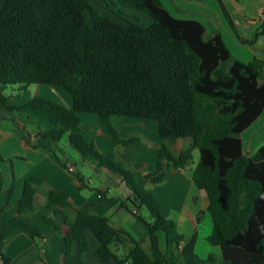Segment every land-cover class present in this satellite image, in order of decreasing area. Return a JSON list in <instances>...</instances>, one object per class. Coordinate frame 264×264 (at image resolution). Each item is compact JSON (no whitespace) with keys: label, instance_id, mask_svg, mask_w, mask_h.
Listing matches in <instances>:
<instances>
[{"label":"trees","instance_id":"obj_1","mask_svg":"<svg viewBox=\"0 0 264 264\" xmlns=\"http://www.w3.org/2000/svg\"><path fill=\"white\" fill-rule=\"evenodd\" d=\"M103 2L108 9L111 4L145 12L151 23L123 24L118 13H101L88 0H0V84H48L70 93V106L41 97L24 106L47 122L44 132L40 126L36 134L55 144L67 138L95 168L121 177L133 194L130 203L122 205L146 224L149 248L92 212L87 203L74 207L63 191L40 192L42 179L35 176L24 180L16 214L0 227V237L10 224L38 237L32 220L39 218L60 236L58 264H82L89 250L86 230L99 242L93 255L102 263L182 264L179 244L184 236L176 222L162 214L150 185L161 182L168 168L190 165L196 148L198 161L188 171L207 197L212 230L206 240L220 250L208 253L202 264H264V143L249 155L240 138L264 109V60L232 58L219 31L206 35L202 23L173 16L160 0ZM217 2L240 38L222 0ZM259 27L258 34L264 33V17ZM69 75L77 83L69 81ZM0 106L32 118L24 107L7 105L2 93ZM79 112L98 116L111 145L126 148L128 163L141 142L137 136L121 138L109 120L112 115L153 120L159 138L188 137L192 143L173 154L161 142L154 169L142 173L140 166L126 167L113 152H100L84 137ZM19 129L35 147L30 133ZM141 206L148 220L138 213ZM160 232L165 249L160 247ZM0 261L9 264L10 257L0 252Z\"/></svg>","mask_w":264,"mask_h":264},{"label":"crops","instance_id":"obj_2","mask_svg":"<svg viewBox=\"0 0 264 264\" xmlns=\"http://www.w3.org/2000/svg\"><path fill=\"white\" fill-rule=\"evenodd\" d=\"M160 2L173 16L191 18L202 23L206 35L219 31L224 44L229 48L227 42L231 41L232 35L227 28L226 18L225 21L223 20V12L218 13L217 0L216 2L214 0H160ZM248 4L250 6L240 8L239 11L249 23H258L254 19L257 17L260 24L264 17V3L249 0ZM232 45L236 46L234 43ZM12 112L0 106V156L2 157L0 160V227L15 216L24 180L35 176L42 179L37 186L40 192L48 189L63 191L68 195V200L74 207L87 203L92 212L106 216L112 226L128 231L147 250L149 238L146 224L122 205V203H130L133 194L125 186L121 177L110 171H101L102 169H97L87 162L86 164L92 168L94 174L97 177L100 174L102 179L99 180V185L94 188L90 196L84 195L83 188H93L91 185L93 180L85 179L76 166L74 158L84 161L82 156L75 151L74 147L70 149L66 138L64 147L68 149L65 150L67 152H63V149L59 150L58 144L49 141L48 137H39L35 129L28 127L30 122L37 125L35 121L33 122V118L27 119L23 113L14 114ZM10 118H14V121ZM130 118L134 117L112 115L109 120L112 124V120L116 119V124L112 125L114 128L117 127L116 130L121 138L137 136L140 139L141 144L131 160V165L133 168L140 166L142 173L154 169L161 142L165 143L173 154H178L180 150L190 147L192 143V139L188 137L161 139L156 134V123L142 118ZM19 126L30 133L32 142L36 144L35 147L24 139ZM40 126L46 127V123L40 122ZM244 131L240 134L242 146L244 151L251 155L264 142L257 143L254 149L252 138L246 150L243 143ZM95 139L96 143L103 140L111 145V136L107 128L99 129ZM111 147V151L119 155L124 156L126 153L123 145L116 144ZM55 148H58L62 154H58ZM195 150L196 148L192 150L190 165L186 168H168L161 182L150 185L161 205L162 214L173 219L176 222L177 231L184 236L179 244L182 264H202L208 253H220L217 246L211 245L206 240V236L212 230V218L206 210L207 197L201 189L195 186L188 171L196 164L193 162ZM68 163L72 166V170L67 168ZM76 174L82 180L78 179ZM12 184L14 188L8 196V189ZM38 198L43 201L41 195ZM137 210L144 220H148L146 215V217L143 216L141 207ZM32 222L37 226L40 236L32 238L19 225L10 224L0 237V252L10 257L9 264H58L61 260L57 248L60 236L48 229L42 219L35 218ZM86 236L89 250L83 254L82 264H116L114 260L102 263L95 258L93 252L99 242L90 230H86ZM158 236L160 247L165 249L163 233L160 232Z\"/></svg>","mask_w":264,"mask_h":264},{"label":"rangeland","instance_id":"obj_3","mask_svg":"<svg viewBox=\"0 0 264 264\" xmlns=\"http://www.w3.org/2000/svg\"><path fill=\"white\" fill-rule=\"evenodd\" d=\"M88 1L93 5V7L96 10H98L101 13H108V14L113 15L111 10L115 11L122 17L119 19H120V22H122L123 24H126L130 21V22H138L144 26H147L151 23L150 16L146 14L145 12L136 11L134 9L125 8V7L121 8L118 6H113L111 4L109 5L111 9H108L105 3L103 2V0H88ZM214 1L216 2V0ZM258 1L261 2V4L264 3L263 2L264 0H258ZM222 2L225 5L228 13L230 14L234 22L235 30L240 36V38L237 37L235 31L231 28V26H229L225 22L227 24V28L229 29L232 35V38H230L231 41L228 40L227 42V44L229 45L228 49L230 51L232 58H236L244 62L251 60L253 57H257V58L264 60V33L258 34L260 27H259V21L257 17H255L254 19L258 23H251V22L249 23L247 19L243 16V14L239 11L240 8H245L247 5L250 6L248 4L249 0H222ZM217 6H218V13L221 14L220 11L222 10L218 3H217ZM119 8H121V11L119 10ZM85 15L88 19L89 14H88L87 9L85 10ZM114 17L119 21V19L115 15ZM223 18H224L223 20L225 21L224 16ZM243 40H247V41L244 42ZM233 43L236 46H233L232 45ZM68 80L71 82L77 83V80L74 78L73 75H69ZM0 93L5 95L7 105L17 106V107H24L28 102H30L35 97L46 98L53 102L63 104L65 106H69L70 101H71L70 93L65 88H63L62 86H52L48 84H29L25 88L19 87L18 84H5V85L0 84ZM22 110H25L27 112V116L32 117L34 119L33 122L35 121L37 123V125H35V123L30 122L28 127L36 130L38 129V127H40V122L42 123L44 122L43 120H41V118L35 115L31 109L24 107L22 108ZM12 113L16 114L17 112L14 111ZM78 116L80 117V132L84 135V137H86L89 140H92L96 148L100 152L109 153L108 150H110V152H113L116 155V158L119 162H122L128 168H133L131 165V161L128 163L127 160L125 159L126 153L124 156H122V155H119L115 151H111L112 149L111 145L106 144L107 142L105 143L103 140L100 142L98 141L96 143L95 136L98 133V130L106 129V126L105 124L99 123L98 116L95 113L79 112ZM130 119H138V118H130ZM147 120L152 123H155L153 120H150V119H147ZM112 122H113L112 124L114 125V123L116 122V119H113ZM44 123L47 124V122H44ZM41 131L44 132V129L42 128ZM252 138L254 142L253 148L254 146H256L257 143L264 142V109L262 113L258 116V118L251 123L249 128H247L243 132V143H244V148L246 150L248 149V146L250 145L249 142ZM64 140L65 138L59 141L57 144H58L59 150L63 149V152H67L65 150H68V149H65L64 147V143L67 141V138L65 142ZM49 141L52 142L50 138H49ZM55 149L58 154H62V152H60L58 148H55ZM70 149H74L72 145H70ZM75 151L77 150L75 149ZM78 153L79 155H81L80 152ZM198 158H199V154H198V150L196 149L193 154V162L197 163ZM74 160L76 162V166L78 170L85 176L84 178L85 179L89 178L93 180L91 184L93 188H83L82 190L84 195L90 196L93 193L94 188L99 185V180L102 179V176L99 174V176L97 177V175L94 174V171L92 170V168H90L86 164L87 162L91 163L89 160L84 159V158H83L84 161H80L78 160V158H74ZM99 169H102L101 171H109L108 169L104 167H100ZM141 209H142L141 212L143 216L146 215L148 217L149 214H148L147 209L144 206H141Z\"/></svg>","mask_w":264,"mask_h":264},{"label":"built area","instance_id":"obj_4","mask_svg":"<svg viewBox=\"0 0 264 264\" xmlns=\"http://www.w3.org/2000/svg\"><path fill=\"white\" fill-rule=\"evenodd\" d=\"M66 166H67V168L69 169V170H72V166L68 163V164H66Z\"/></svg>","mask_w":264,"mask_h":264},{"label":"water","instance_id":"obj_5","mask_svg":"<svg viewBox=\"0 0 264 264\" xmlns=\"http://www.w3.org/2000/svg\"><path fill=\"white\" fill-rule=\"evenodd\" d=\"M1 262V261H0Z\"/></svg>","mask_w":264,"mask_h":264}]
</instances>
